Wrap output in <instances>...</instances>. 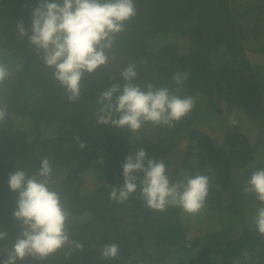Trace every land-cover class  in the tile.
<instances>
[{"label": "trees", "instance_id": "16d2710c", "mask_svg": "<svg viewBox=\"0 0 264 264\" xmlns=\"http://www.w3.org/2000/svg\"><path fill=\"white\" fill-rule=\"evenodd\" d=\"M37 3L0 0V60L12 72L0 87V102L8 111L7 119L0 123V231L7 233L0 239V260L20 231L12 216L17 194L9 189L8 175L16 168L31 174L47 157L54 187L72 213V238L83 248L69 244L45 261L27 259L18 264H264V236L249 226L252 217L244 214L256 201L248 199L239 185V192L225 197L237 180L236 170L255 161L254 150L264 154V106L259 86L264 68L247 58L249 49L264 57V0H135L137 14L117 38L113 52L122 66L110 65L85 74L82 94L74 102L68 101L52 79L27 37L16 30L20 21L30 29L31 10ZM244 16L248 19L241 23ZM159 35L182 36L188 48L182 51L179 43L168 41L150 47L148 40ZM222 46L231 59L215 65L212 51ZM127 62L139 71L136 83L151 81L169 86L181 97H194L192 112L172 128L146 124L131 132L110 123L97 124L96 96L113 83H123L119 71ZM177 71L189 74L181 86L172 81ZM226 109L227 114L242 111L240 114L249 118L241 122V115L235 131L223 136V149L228 148L224 154L222 145L214 144L199 127ZM240 123L246 130L238 129ZM252 129L256 130L253 143L249 138ZM141 146L148 157L164 160L172 180L197 171L209 177V193L199 213L189 217L179 207L154 211L145 207L138 192L124 203L109 198L111 185L123 183L125 157ZM255 163L254 168H264V159ZM91 170L99 184L83 191L82 175ZM240 193L246 197L238 199ZM183 213L188 220L183 221ZM196 216L217 222L218 227L201 231ZM193 222L200 232L191 240L195 255L168 262L169 256L187 249L184 228ZM114 242L119 246L117 259H101L99 249ZM243 253L249 254L247 260Z\"/></svg>", "mask_w": 264, "mask_h": 264}, {"label": "clouds", "instance_id": "9594fccd", "mask_svg": "<svg viewBox=\"0 0 264 264\" xmlns=\"http://www.w3.org/2000/svg\"><path fill=\"white\" fill-rule=\"evenodd\" d=\"M136 14L135 0H38L31 10L30 29L20 21L16 30L21 37H27L52 79L64 90L68 101L74 102L82 94L85 74H94L114 63L117 38ZM11 76L9 66L0 60V87ZM119 76L122 84L113 83L96 96L97 124L110 123L131 132L146 124L172 128L195 107L194 97H181L167 85L157 86L151 81L143 85L136 83L139 71L132 62L120 69ZM188 78V72L177 71L172 81L181 86ZM7 116V106L0 102V123ZM229 123L237 124L235 113L229 117ZM121 167L123 183L111 185L109 193L115 202L124 203L138 192L145 207L154 211L179 207L194 215L205 206L209 177L199 171L172 180L164 160L148 157L143 146L130 151ZM54 183L53 168L47 157L31 174L23 168L9 173V189L17 194L12 216L20 231L0 264H18L27 259L42 262L69 244L74 249L83 248L81 242L72 238L69 228L72 213ZM241 190L258 203L249 226L264 236V168L252 171ZM6 235L0 231V239ZM192 239L185 240L188 246ZM118 254L119 246L115 242L99 249L100 258L107 261L117 259ZM243 256L245 260L249 258L248 253Z\"/></svg>", "mask_w": 264, "mask_h": 264}, {"label": "rangeland", "instance_id": "374dc122", "mask_svg": "<svg viewBox=\"0 0 264 264\" xmlns=\"http://www.w3.org/2000/svg\"><path fill=\"white\" fill-rule=\"evenodd\" d=\"M237 1H239V0H237ZM243 1H249V0H243ZM247 19H248V16L247 17L244 16L239 21L241 23H243ZM245 23L247 25L249 24V22H245ZM186 40L182 36H178L177 37V36H174V35H159V36H156L155 39L148 40V45L151 47V46L154 45L155 42H158V41L177 42V43H179L181 45V50L185 51L188 48V47L185 46V42H187ZM248 56H247V58H250V62L251 63H254L255 65L256 64H258V65L262 64V59H260V57L258 55L254 54L253 49H249ZM211 58H212L213 64H215V65L220 64L222 61H227V60L229 61L231 59L229 53L227 52V50L223 46H222V49H217L216 51L215 50L212 51ZM112 65L122 66V62L120 60H115L114 59V63ZM263 76H264V71H263ZM226 111H227V109L225 110L223 115L219 114V115H216L214 118H210V119L206 120L204 122V125L201 124V126L199 127V128H201L202 131H204L206 134H209L212 137V141L217 146H221L222 145L221 142H223L222 138H223L224 135H226L227 133H229V132H231L233 130L235 131V129H236L235 125H232V124L229 123V117L233 113L232 114H227ZM240 113H241V111H239V114L235 113V118H236L237 122L239 121V119H241V115H243V120L241 122H245L246 120H248L249 117H248L247 114H240ZM12 117L13 118H17L18 116L13 115ZM22 122H23V120H22ZM15 124L20 125L21 122L20 121H16ZM238 127H239L238 129H240V130L242 128H244V130H246V126H244L242 123H240V125ZM250 127L252 128L251 125H250ZM255 134H256V130L252 129L251 130V134L249 136L251 143H253L256 140L255 139ZM220 148H221V151L224 154L228 150L227 146H225V148L223 149V145H222ZM262 159H264V154L261 151H259V150H254V160L255 161L253 160L254 162H252L249 165H246V168L244 170H240V169L236 170V172L234 173V176H235V179H237V180H234V183H233L234 186L227 190L229 192L228 194L225 195V197L227 199L234 192L238 191V189H237L238 185L240 186L239 187L240 189L242 188V185H243L244 181L250 176L252 171H254L256 169V168L253 167L256 164L255 162L259 161V160H262ZM82 177H83V180L85 182L84 184H82L83 191L89 190L88 188H92L93 189L96 185L99 184V180H97V176H96L94 170H91L89 173L83 174ZM241 197H246V196H242L241 193L239 195H237L238 199H240ZM247 198L248 199H252V197L249 196V195H247ZM256 205H257V202H254L251 207L248 206V207H250V209L244 211V214L247 215L248 219L253 217L252 214H254ZM256 210H257V208H256ZM189 217H191V214H189ZM195 219L201 220V216L200 217L196 216ZM186 220H188V219L185 217V213H183V221H186ZM204 221L205 220H201V224L207 222L205 226H206V228H209L210 227V223H208L209 221H205V222ZM190 226H191L190 228H193L195 226V223L193 222ZM212 226H214V225H212ZM187 227L188 226L185 227V231H186ZM199 229H201V231H202L203 228H201L199 226ZM199 229H198V227H196L195 231H193L192 234L197 233L196 230L199 231ZM186 242L187 241H185V244H186ZM189 244H190L189 246L186 244L188 247H186V245H185V247L189 248V249L180 250L179 253H175V254L169 256L168 257V262H172V261H175V260H178V259L184 261V260L189 259L190 257H193L195 255V250H194L195 246L192 244L191 241L189 242ZM182 247H183V245L180 248H182ZM175 248H176V246H175Z\"/></svg>", "mask_w": 264, "mask_h": 264}, {"label": "crops", "instance_id": "0c3cea01", "mask_svg": "<svg viewBox=\"0 0 264 264\" xmlns=\"http://www.w3.org/2000/svg\"><path fill=\"white\" fill-rule=\"evenodd\" d=\"M258 56L260 57L259 54H258ZM260 59H262V64H261V66L264 68V57H260ZM260 83H261V85H259V86H260L261 103H262L263 106H264V77L261 79ZM241 112H242V111H241ZM205 221H209V219H207V220L205 219ZM206 223H207V222L201 224V226H200L201 228H203L204 231H208V230L215 229V228L218 227V223H217V222H215V223H210V222H208V223H210V227H209V228H206V226H205ZM212 225H214V226H212ZM188 227H189V228H188ZM188 227H187V229H186V235H185L184 241L187 240V239H192V238L198 237V236H199V233H200L198 230H196L197 233L192 234L193 231H195V228H194V227H193V228H190L191 226H188ZM184 229H185V228H184Z\"/></svg>", "mask_w": 264, "mask_h": 264}]
</instances>
